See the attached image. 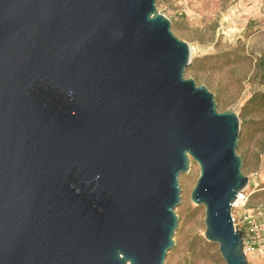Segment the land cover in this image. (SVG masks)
<instances>
[{
	"label": "water",
	"instance_id": "water-1",
	"mask_svg": "<svg viewBox=\"0 0 264 264\" xmlns=\"http://www.w3.org/2000/svg\"><path fill=\"white\" fill-rule=\"evenodd\" d=\"M171 26L157 0H0V264H165L191 159L205 238L249 264L240 120Z\"/></svg>",
	"mask_w": 264,
	"mask_h": 264
},
{
	"label": "rangeland",
	"instance_id": "rangeland-1",
	"mask_svg": "<svg viewBox=\"0 0 264 264\" xmlns=\"http://www.w3.org/2000/svg\"><path fill=\"white\" fill-rule=\"evenodd\" d=\"M157 9L190 49L185 79L207 87L218 112H233L240 120L238 154L250 199L233 214L246 239L245 216L261 226L256 250L247 258L249 264H264V0H157ZM199 177L200 167L191 159L190 171L180 176L179 226L165 264H226L219 245L205 238V207L191 201Z\"/></svg>",
	"mask_w": 264,
	"mask_h": 264
},
{
	"label": "built area",
	"instance_id": "built-area-1",
	"mask_svg": "<svg viewBox=\"0 0 264 264\" xmlns=\"http://www.w3.org/2000/svg\"><path fill=\"white\" fill-rule=\"evenodd\" d=\"M171 1H178V0H171ZM249 199H250L249 195L246 193V191H243L238 195L236 202L233 204V210H232L233 222L238 230H240V228L237 219L233 214V211L246 208L249 203ZM243 221L247 225L248 233L250 235V239H246L244 237V250L245 253L247 254L249 252H253L256 250L255 237L260 234L262 228L252 216H245Z\"/></svg>",
	"mask_w": 264,
	"mask_h": 264
},
{
	"label": "trees",
	"instance_id": "trees-1",
	"mask_svg": "<svg viewBox=\"0 0 264 264\" xmlns=\"http://www.w3.org/2000/svg\"><path fill=\"white\" fill-rule=\"evenodd\" d=\"M242 231V230H241ZM243 232V231H242Z\"/></svg>",
	"mask_w": 264,
	"mask_h": 264
},
{
	"label": "crops",
	"instance_id": "crops-1",
	"mask_svg": "<svg viewBox=\"0 0 264 264\" xmlns=\"http://www.w3.org/2000/svg\"><path fill=\"white\" fill-rule=\"evenodd\" d=\"M249 216V215H248Z\"/></svg>",
	"mask_w": 264,
	"mask_h": 264
}]
</instances>
